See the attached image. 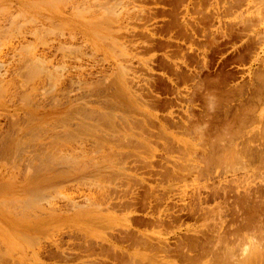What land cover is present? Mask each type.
<instances>
[{"label": "rangeland", "instance_id": "374dc122", "mask_svg": "<svg viewBox=\"0 0 264 264\" xmlns=\"http://www.w3.org/2000/svg\"><path fill=\"white\" fill-rule=\"evenodd\" d=\"M261 1L264 4V0H259V2ZM254 2L252 5L255 6L253 8L255 10L261 3L258 1L259 4ZM250 4L251 2L249 3L245 0H0V264H112L113 256L125 255V257L123 256L124 260H128V256L131 254L129 251L135 252V248L129 247V244L123 241V239L128 238L133 241H140L156 238L157 241L163 238L172 247H175L178 241L186 240V238L191 239L196 236L202 242L203 250L199 251L201 255L199 253L194 254L195 260L192 264H195V262L199 264L201 259L203 260H201L203 264H208V261L210 262L209 264L216 263L217 256L215 255V250L221 248L230 239V236H227L226 240H228L223 241V244L219 240L216 230L218 226V222H216L217 213L223 211L222 208H224V211L232 209V207L234 208V196L236 194L234 189L243 192V189L240 188L244 181V187L245 184L248 185V182L251 184L255 183L253 184V188H258L259 191L257 201L259 205L264 206V173L260 172V167L264 172V164L255 169L257 172L259 170L258 173H255L256 175H253L254 172L247 175L242 166H239L238 160L236 161L230 157L229 160L226 156H222V158L219 156L218 160V157H215L217 156L215 153H213V156L209 155L210 153L212 154V151H216L217 139L220 136V141L224 140V136L225 138L227 136L232 138L231 131L239 128L237 121L242 107L238 104L239 99L237 98H239V95L230 88L239 84H246L250 80L248 79L250 76L247 71L249 70L248 67H250L252 57L246 56L243 46L250 40L247 35L252 33L251 31H260L264 26L263 23H261L262 25H258L254 21L252 30H243L245 25L244 18L249 17V13L246 14V10H249L250 7L252 8ZM263 6H260V8H263ZM1 7L2 9L5 8L1 10ZM253 9L248 11L252 15L255 13ZM262 10L264 11V8ZM243 14L244 16H242ZM255 24L261 27L256 26V29L254 27ZM192 31L196 34L195 38H191L190 36L192 35ZM222 33L226 34L225 36L227 37ZM251 35H254V32ZM244 38L245 40L246 38L248 39L245 41ZM231 42L233 43L231 45L235 49H233V46H229ZM134 45L135 47H133ZM189 47L193 48V52L189 54L192 56L195 71L197 69L200 76L196 78L193 84L192 81H189L187 84L181 82L178 84V88L180 89H176L177 87H173L169 82H166L167 76H172V72L169 65L167 70L163 68V63L166 62L164 56L170 53L169 56L179 62V60H182L181 54L184 51L186 52ZM38 57L41 58L40 60L46 59H43L44 62L46 61L43 63L45 67L42 66L43 60L38 64ZM150 58L153 59L150 60ZM244 58L246 59V61L244 60L245 62L242 61ZM199 61L203 63L200 64ZM30 62L32 66H35L34 69L36 71L38 68H45L46 71L41 70V72L38 70L39 74H37L38 72L32 71V66L29 68L25 65L30 66ZM204 62L207 63L209 71L203 69ZM20 64L24 66L22 67ZM147 66L151 70L153 69V71ZM51 71L53 72V74L51 73L53 76L50 74ZM164 72L167 75L163 76L162 73ZM119 73L124 77H121ZM230 74H232V77L226 79L225 77ZM30 75H36L37 77H31ZM217 80L218 86H208V81ZM148 81L163 84V86L156 90L157 94L155 93L156 99L157 95H160V106L153 102L154 94L149 95L146 90ZM199 84L203 88L202 92L205 91V93L203 92V94H206L205 99H200L196 95V91H199L200 88ZM128 85L130 88L126 87ZM127 88L130 90H127ZM176 90H179L181 94L175 93ZM210 91L214 94L213 97H210ZM207 92H209V97ZM174 94L175 98L178 97L182 102L180 106H183V109L180 106L176 108V114L181 117V121L183 122L188 118L187 124L185 123L186 125L183 127L185 132L183 128H179L182 130H178L175 133L176 130L174 129L178 128H172L170 123H168V128L162 134L163 130L158 122L161 120L167 123L164 116L171 109L167 110L169 107L166 103L175 100ZM193 94L194 96H192ZM139 95H141V99H137ZM180 95L183 97H179ZM156 99L154 98L155 101ZM208 101L212 102V105ZM229 102H233L232 105ZM193 103L195 104L192 105ZM190 105L192 108H190ZM187 107H189V112L185 113ZM199 107L202 111L199 110ZM209 107L218 109L221 112L220 122L217 123L218 134L215 133L211 116L215 109H210ZM256 107L257 109L260 108L258 112L264 110L263 105V108H261V105ZM193 108H195L194 111ZM151 109H157L158 111ZM226 111L227 116L223 114ZM128 114H131V116H128ZM155 114H158L159 117L157 121L155 119L152 120ZM185 114H189L188 116L191 117L189 118ZM192 115L196 119H193ZM201 118L204 123H202ZM232 119H235L236 122ZM230 121H233V125L230 124ZM144 122L149 125L151 130L155 128V132H150V130L147 132L146 128H144ZM199 122L201 123L199 124ZM202 124L207 125L204 132L202 131L204 127ZM228 125L232 128L229 129ZM224 126H227L226 130ZM200 127L201 132L205 135L208 133L207 136L201 134L199 131ZM168 129H170V132L167 133ZM187 129H190V131H187ZM192 129L194 131L196 129L199 132L196 133L195 131L196 135L201 134V138L206 137L204 140L208 141L204 143V140L202 139V141L198 137V143L202 142L198 144L195 141L197 136L194 135ZM159 130L162 131L160 132ZM224 130L227 133H224ZM165 133L168 137H166ZM182 133L188 134L184 136ZM188 135L191 137H188ZM152 136L153 138H151ZM163 136L164 138H162ZM149 138H157L159 141ZM190 138L193 141H190ZM188 145L190 146L188 147ZM165 146L170 147L171 151L167 152ZM6 147L10 150L8 151ZM202 148H204V151ZM142 149H145V151ZM115 152L116 154H114ZM191 152L195 154V157L194 154L192 156ZM166 153L171 155H166ZM177 153L180 156L182 155V157L180 158ZM201 155H203V159L205 157L204 160H202ZM197 156L199 158L201 156L202 162L199 159L197 163ZM151 157L153 158L151 159ZM214 157L219 163L216 159H213ZM223 157H226L225 159L231 163L225 161ZM210 158L212 159L209 162L208 159ZM192 159H196V162H192ZM149 160H154L156 165L155 172H151L149 168H144V163L150 162ZM206 160L214 168H219L221 165L225 166H221L219 169L216 168L217 170L214 171V168L210 167V164ZM172 161L174 163L176 161V164ZM227 162L228 164H226ZM134 163H137V165ZM202 163L204 166H202ZM207 164H209V167ZM236 164L239 168L241 167L240 170H237L239 168ZM190 165L193 166L192 173L187 170L191 168ZM195 165L198 168H194ZM201 166L202 169H199ZM166 168L175 170L177 174L176 177H170L169 182L167 179H160V175H156V172H164ZM193 168L198 169L196 175H198L199 170H202L200 173L202 172L201 175L203 176L199 179L201 184L197 179L196 182L192 181L196 177L193 174L195 173ZM185 169L191 176L187 175L188 172L186 174V171L183 172L184 174L179 173ZM211 169L214 172L222 171V173L218 172V176H216V173L206 172ZM228 169L230 171L229 175L231 173L232 175H236L229 176L223 173ZM134 170L137 172H133ZM234 170L237 171L234 172ZM200 173L198 176H200ZM209 173L213 175H209L210 180L207 178ZM223 174L225 175V180L223 179L224 182L218 185L220 181L222 182L220 178H223ZM258 174H260L261 178L258 177ZM120 175L125 177L122 176L121 178ZM244 175L246 176L244 177ZM204 176L211 183L208 181V183H204L206 182L203 179ZM226 178H229L230 182ZM255 178H257L256 181H254ZM187 179L188 181H186ZM126 180L129 183L128 185ZM176 180L178 181L175 182ZM225 181H228V183ZM171 182L175 183L176 186H169L172 185ZM189 183H191V187H187L190 186ZM197 184H199L200 188L197 187ZM214 184L217 185L213 186V188L219 187L213 189L212 185ZM225 184L226 186L224 187ZM256 184L257 186L255 187L254 185ZM154 186L155 189L151 191V187ZM201 186H208V188H204L207 191L202 190ZM196 187L200 189L198 193L202 194V198L212 194L215 190H219V188L228 187L229 190L227 191H229V194L227 198L216 200V202L218 201L216 204L222 206L224 203L228 204V207L224 204L222 207L216 204L212 207L210 203H215V201L212 197H209L202 205L206 203V207L209 205L211 207L208 206L207 208H214L213 210L208 211L203 205V214L201 213V215L196 216L195 219L184 216L182 220L175 222L166 221L163 225H157L156 220L154 221V216L161 206L160 210H163L166 206L165 202H167V195L169 193H171L169 197H174V202L180 199L183 194L189 193L191 197L195 195L193 198H188L187 202L189 204L187 207L196 205L195 208H199L200 205L196 198L198 189L196 190ZM178 189L181 190L179 191ZM186 189L187 193L185 192ZM175 192H178V197L175 195ZM155 197L158 198L156 199ZM159 199L162 202H159ZM162 199H165V201ZM229 201L230 203H228ZM174 202L171 203L169 201L168 206ZM217 209L218 212L216 211ZM214 210L216 214H214ZM224 211L222 212L223 214H225ZM206 213L207 216L204 218ZM129 216L131 217L129 218ZM214 217L216 218L215 220L213 219ZM127 218L130 220H126ZM202 219H207V221H212V223L206 222L204 224L205 221L201 222ZM257 221L258 219L256 218L251 228L241 230L242 234L235 233L231 235V239L233 240L230 239L229 241L232 242L236 239L233 245L243 242L241 240L246 242V239L250 235L248 232L251 229V234L253 233L254 236L250 235V237L256 238L259 236L258 232H260L259 228L262 226V223ZM192 222L198 223V228ZM213 222L216 223L214 224L216 229L211 226ZM131 224L132 226H129ZM208 225L211 231H209ZM179 228L180 230H178ZM191 230L199 232V236L195 235V232ZM212 230L216 232L213 233ZM193 233L194 235H191ZM243 233H245V236L248 233L247 238L245 237L246 239H240ZM145 234L147 235L145 236ZM149 234L151 236H148ZM235 235L239 238L237 239ZM209 236L211 237L209 238ZM215 239L217 240L215 241ZM256 239L258 240L259 237ZM217 242L221 244V247L219 244H216ZM208 243L209 247L207 246ZM115 244L118 249H115ZM119 247H125L124 250L126 249L128 254L125 252L120 255L122 250L120 251ZM143 251H140V253H143L139 256L141 260L144 257L151 259V255L152 261L156 259V256L153 258L156 252ZM197 255L198 258H196ZM200 257H204L207 262H204L205 260L203 258L200 259ZM91 258L92 260H89ZM169 260H176L179 264H185L177 256L171 257Z\"/></svg>", "mask_w": 264, "mask_h": 264}, {"label": "bare ground", "instance_id": "6f19581e", "mask_svg": "<svg viewBox=\"0 0 264 264\" xmlns=\"http://www.w3.org/2000/svg\"><path fill=\"white\" fill-rule=\"evenodd\" d=\"M54 1V0H53ZM239 1V0H238ZM246 2H251V4L250 5H252L253 4V2H254V0H253V2H252V0H245ZM259 2V0H255V2ZM254 2V3H255ZM257 2V3H258ZM259 3H261V5L259 4ZM258 4L260 5V6H263L264 4H262V1L261 2H259ZM263 3H264V1H263ZM42 4H44V3H42ZM200 4V3H199ZM245 5H246V3H244ZM182 5V4H181ZM249 5V6H250ZM255 5V4H254ZM258 5V8H255V10L253 9L255 6H253L252 5V8L250 7V9H253L254 11H255V13H253V15L250 13V12H248L249 10H246L247 11V13L246 14H248L249 13V17L247 16V18L245 17L244 18V28H243V30H247V31H250V30H252V28H253V22L255 21L256 22V24H261V23H263L264 24V11L262 10L263 8H264V6H263V8H260V6ZM248 6V7H249ZM256 6H257V4H256ZM5 8V7H4ZM3 8V9H4ZM136 8V7H135ZM2 9V7H1V10H3ZM188 9V8H187ZM201 9V8H200ZM154 11V10H153ZM1 12V11H0ZM244 13V14H245ZM138 14V13H137ZM244 14L242 15V16H244ZM192 15V14H191ZM201 16H202V14H201ZM254 16V17H253ZM200 17V16H199ZM243 18V17H242ZM254 19H256V20H254ZM107 20H109V19H107ZM106 20V21H107ZM243 20V19H242ZM183 22V21H182ZM196 22V21H195ZM242 23H243V21H242ZM241 23V24H242ZM212 24V23H211ZM255 24V28H256V26H258V25H256ZM262 25V24H261ZM258 27H261V26H258ZM242 29V28H241ZM257 29V28H256ZM240 30V29H239ZM260 30V29H259ZM194 31V30H193ZM192 31V35H190L191 36V38H195L196 37V34H195V32H193ZM235 31V30H234ZM241 31V30H240ZM240 31H237V32H240ZM236 32V33H237ZM252 33L254 32V35H251L252 33H249V35H247V34H245V35H247V37L249 36V41H248V43L246 44V45H244L243 46V49L246 51V56H250V57H252L251 58V64H250V67H248L249 68V70L247 71L248 73H249V76H250V78L248 77V79H250L246 84H239L238 86H235V87H233V88H230L231 90H234V92L236 93V94H238L239 95V98H237V97H235V98H237V99H239V105H240V107H242V111H241V113L239 114L240 116H238V123H239V128H237L236 130L234 129V131H231L232 132V135L231 136H233L232 138H229V136H227L226 138H225V136L223 137L224 138V140H221L220 141V137L217 139V144H216V142H215V144H216V151L214 152V151H212V154L210 153L209 155L211 156H213L214 154L213 153H215V155H217V156H215V157H218L217 159L219 160V156H221V158H222V156H226V157H228L227 159H229L230 160V158L231 159H235L236 161L238 160V162L240 163V165L238 164V162H237V164L239 165V166H242V169L244 170V171H246L247 172V175H249V173H253V175L255 174V173H258L259 172V170H258V172L255 170L256 168H259L258 166H260V165H263L264 164V110H261L260 112H258V110L260 109H257V107L256 106H260L261 105V108H263L262 107V105L264 106V26H263V28H262V30H260V31H256V30H253V31H251ZM155 33V32H154ZM153 33V34H154ZM172 33V32H171ZM242 33V32H241ZM159 34V33H158ZM223 34V33H222ZM238 34V33H237ZM224 36L226 35V34H223ZM225 37H227V36H225ZM185 38V37H184ZM238 38V37H237ZM234 39H236V38H234ZM240 39H242V38H240ZM248 38H246V40H247ZM220 40V39H219ZM243 40V39H242ZM244 40H245V38H244ZM245 40V41H246ZM141 41V40H140ZM195 41V40H194ZM200 41V40H199ZM214 41H215V39H214ZM241 41V40H240ZM239 41V42H240ZM243 42V41H242ZM144 43V42H143ZM147 43V42H146ZM177 43V42H176ZM235 43V42H234ZM139 44H141V43H139ZM231 44H233L232 42L229 44V46H233V45H231ZM225 45V44H224ZM228 45V44H227ZM213 46V45H212ZM238 46V45H237ZM240 46V45H239ZM125 47V46H124ZM133 47H135V45L133 46ZM196 47V46H195ZM204 47V46H203ZM234 47V46H233ZM187 48V47H186ZM202 48V47H201ZM219 48V47H218ZM184 49V48H183ZM207 49V48H206ZM233 49H235V47L233 48ZM166 50V49H165ZM145 51V50H144ZM147 51V50H146ZM183 51V50H182ZM153 52V51H152ZM156 52V51H155ZM165 52V51H164ZM191 52H193V48L192 47H189L188 48V50H186V52L184 51L183 52V54H181L182 55V60H179V62H177V61H175V60H173L172 58H171V56H169V54L167 55H165L164 56V58L166 59V62L165 63H163V68L165 69V70H167V67H168V65H169V68H170V70H171V72H172V76H167V81L166 82H169L170 84H171V86H173V87H177L176 89H180V88H178V84H180L181 82L183 83V84H187L189 81H192V84H193V82L196 80V78L197 77H199L200 76V73L199 72H197V69H196V71H195V66L193 65V59H192V56H190V54L189 53H191ZM196 52H197V50H196ZM199 52V51H198ZM234 52V51H233ZM206 53V52H205ZM224 54V53H223ZM222 54V55H223ZM145 55V54H144ZM152 55V54H151ZM195 55V54H194ZM197 55H198V53H197ZM203 55H205L204 53H203ZM226 55V54H225ZM198 57H199V55H198ZM224 57V56H223ZM37 58V57H36ZM39 59H38V64H40L41 63V61L44 59V60H46L45 58H43L42 60H40L41 58L40 57H38ZM205 58V57H204ZM242 58V57H241ZM35 59V58H34ZM153 59V58H152ZM151 58H150V60H152ZM175 59V58H174ZM195 59V58H194ZM203 59V58H202ZM44 60L42 61V66H44L43 65V63H45L44 62ZM198 60V59H197ZM196 60V61H197ZM208 60V59H207ZM237 60V59H236ZM246 61V59L244 58L242 61ZM36 61V60H35ZM202 61V60H201ZM244 61V62H245ZM25 62H27V61H25ZM33 62V61H32ZM145 62H147V61H145ZM200 62V61H199ZM207 62V61H206ZM206 62H204V67H203V69L204 70H208V66H207V63ZM250 62V61H249ZM28 63V62H27ZM34 63V62H33ZM169 63H172V64H169ZM201 63H203V62H200V64ZM180 64V65H179ZM248 64V63H247ZM22 67L24 66L23 64H20ZM27 67H31L32 66V63L30 62V66H28L27 64H25ZM134 65V64H133ZM146 65H148V64H146ZM145 65V66H146ZM203 65V64H202ZM232 65V64H231ZM26 66H25V68H26ZM41 66V65H40ZM149 66V65H148ZM147 66V67H148ZM234 66H236L235 64H234ZM238 66H239V63H238ZM241 66V65H240ZM45 67V66H44ZM216 67V66H215ZM229 67V66H228ZM233 67V66H232ZM35 66H32L31 67V69H32V71L34 70V71H36L35 69ZM43 68V67H42ZM125 68V67H124ZM149 68V67H148ZM183 68H185V69H187L186 71L183 69ZM229 68H231V67H229ZM19 69H21L22 70V68H20L19 67ZM48 69V68H47ZM128 69V68H127ZM150 70H151V68H149ZM244 69V68H243ZM38 70H44V71H46L45 70V68L44 69H40V68H38ZM36 71V72H38L37 74H39V71ZM148 70V69H147ZM146 70V71H147ZM241 70H242V68H241ZM43 71V72H44ZM151 71H153V69L151 70ZM209 71V70H208ZM211 71V70H210ZM242 71H244V70H242ZM30 72H31V70H30ZM42 72V71H41ZM49 72V71H48ZM48 72H46V73H48ZM160 72V71H159ZM163 72V71H162ZM196 72V73H195ZM245 72V71H244ZM53 74V72L51 71L50 72V74ZM149 73V72H148ZM36 74V75H37ZM51 74V76H53ZM54 74H56V73H54ZM120 74V76L121 77H124V76H122L121 75V73H119ZM124 74V73H123ZM126 74V73H125ZM139 74V73H138ZM158 74V73H157ZM27 75V74H26ZM36 75H30L31 77H35ZM162 75L163 76H165V75H167V74H165V72L164 73H162ZM241 75H243V74H241ZM29 76V77H30ZM38 76H40V75H38ZM50 76V77H51ZM239 76V75H238ZM248 76V75H247ZM37 77V76H36ZM229 77H232V74H230L229 76H227V77H225L226 79H229ZM241 77V76H240ZM244 77V76H243ZM120 78V77H119ZM58 79V78H57ZM245 79V78H244ZM118 80H120V79H118ZM124 80V79H123ZM126 80V79H125ZM152 80V79H151ZM239 80H242V79H239ZM238 80V81H239ZM121 81V80H120ZM127 81H128V78H127ZM143 81V80H142ZM146 81V80H145ZM165 81V80H164ZM164 81H162V82H164ZM231 81H233V80H231ZM236 81V80H235ZM244 81V80H243ZM123 82V81H122ZM149 82V81H148ZM199 82V81H198ZM237 82V81H236ZM124 83V82H123ZM134 83V82H133ZM140 83V82H139ZM203 83V82H202ZM208 83V86L210 85V86H218L217 84H218V80L217 81H208L207 82ZM243 83V82H242ZM129 84V83H128ZM160 83H158V82H154V81H150L147 85H148V87L146 88V90L148 91V94L149 95H153L154 94V96H153V102H155V103H157V105H159L160 106V101H159V99H160V95H157V99H156V97H155V95L157 94L156 93V90H158L161 86H163V84L161 83L160 85H159ZM182 84V85H183ZM197 84V83H196ZM127 85V84H126ZM181 85V86H182ZM187 87H188V85H186ZM126 87H128V88H130L129 87V85L128 86H126ZM125 87V88H126ZM167 87V86H166ZM199 87H200V84H199ZM221 87V86H220ZM127 88V90H130V89H128ZM132 88V87H131ZM139 88H141L140 86H139ZM172 88V87H171ZM193 88H194V86H193ZM198 88V87H197ZM208 88V87H207ZM214 88V87H213ZM143 89V88H142ZM163 89H165V88H163ZM170 89V88H169ZM229 89V88H228ZM145 90V91H146ZM190 90V89H189ZM197 90V89H196ZM202 90H203V88H202V86L199 88V91H196L197 93H196V95H198V97H200V99H205V97H206V94H203V92L205 93V91H203L202 92ZM204 90H207V89H204ZM142 91V90H141ZM140 91V92H141ZM146 91V92H147ZM165 91V90H164ZM225 91H227V90H225ZM128 92V91H127ZM131 92V91H130ZM139 92V93H140ZM145 92V93H146ZM182 92V91H181ZM229 92H231L230 90H229ZM132 93V92H131ZM134 93V92H133ZM143 93H144V91H143ZM156 93V94H155ZM173 93V92H172ZM175 93H177L178 95L179 94H181L180 93V91L178 90H176V92ZM190 93V92H189ZM208 94V97H209V92H207ZM219 93V92H218ZM129 94V93H128ZM170 94V93H169ZM176 94V95H177ZM183 94V93H182ZM192 94V93H191ZM211 94H213L211 91H210V97H213L214 96V94L213 95H211ZM233 94V93H232ZM125 95H126V93H125ZM167 95V94H166ZM165 95V96H166ZM173 95V94H172ZM177 95V96H178ZM200 95V96H199ZM223 95V94H222ZM32 96V95H31ZM102 96V95H101ZM130 96H132L131 94H130ZM134 96V95H133ZM192 96H194V94L192 95ZM235 96V95H234ZM136 97V96H135ZM140 97V98H139ZM166 97H169V96H166ZM179 97H183L182 95H180ZM196 97V96H195ZM137 98V97H136ZM154 98L156 99V101L154 100ZM170 98V97H169ZM174 98H175V94H174ZM224 98H226L225 96H224ZM119 99V98H118ZM128 99V98H127ZM132 99V98H131ZM137 99H141V95H139L138 96V98ZM144 99V98H143ZM222 100V99H221ZM221 100H220V103H221ZM135 101H137L136 99H135ZM134 101V102H135ZM188 101V100H187ZM225 101V100H224ZM232 101V100H231ZM146 102H148V101H146ZM184 102V101H183ZM209 102V101H208ZM234 102V101H233ZM232 102V103H233ZM120 103V102H119ZM132 103V102H131ZM190 103V102H189ZM212 103V102H211ZM210 102H209V104H211ZM217 103L218 104H220L218 101H217ZM230 103V102H229ZM232 103H230L231 105H232ZM236 103V102H235ZM149 104V103H148ZM148 104H147V107H148ZM154 104V103H153ZM167 104V106L169 107V108H167V110L168 109H171L170 111H169V113H167V115H165L164 116V119H165V121L167 122V123H164L163 121H161V120H159V117H158V114H155V115H153V119L150 117V115H149V117L152 119V120H154L155 119V121H157V120H159V124H160V127H161V129L163 130H159L160 132L162 131V134H163V132L165 131V129H167L168 128V126H167V124L168 123H170V126L173 128H178V129H174V130H176L175 131V133L176 132H178V130L180 131V130H182V129H179V128H183L186 124H187V119H186V121H181L182 119H181V117H179L176 113L177 112H175V110H176V108H178V106H180L181 104H182V102L179 100V98L178 97H176L175 98V100L174 101H170V102H168V103H166ZM184 104V103H183ZM195 103H193L192 105H194ZM197 104V103H196ZM199 104V103H198ZM228 104V103H227ZM121 105H122V103H121ZM185 105V104H184ZM186 105H187V102H186ZM189 105V104H188ZM212 105V104H211ZM206 106V105H205ZM209 106V105H208ZM182 109H183V106H180ZM194 107V106H193ZM220 108L222 107V106H219ZM218 107V108H219ZM254 107V108H253ZM78 108V107H77ZM114 108H116V107H114ZM185 108V107H184ZM190 108H192L191 107V105H190ZM210 109H215V108H211V107H209ZM223 108V107H222ZM225 108V107H224ZM131 109V108H130ZM136 109V108H135ZM188 109H189V107H187V109H185V113H188L189 111H188ZM194 109L195 108H193V111H194ZM196 109H198V108H196ZM208 109V108H207ZM209 109V110H210ZM226 109V108H225ZM151 110H153V109H151ZM155 111L157 110V109H154ZM153 110V111H154ZM199 110H201V108L199 107ZM232 110V109H231ZM230 110V111H231ZM81 111V110H80ZM158 111V110H157ZM202 111V110H201ZM213 111V110H212ZM120 112V111H119ZM139 112V111H138ZM152 112V111H151ZM200 112V111H199ZM204 112V111H203ZM211 112V111H210ZM224 112V111H223ZM147 113V112H146ZM160 113V112H159ZM163 113V112H162ZM183 113V112H182ZM192 113V112H191ZM206 113V112H205ZM205 113H203V114H205ZM123 114V113H122ZM133 114V113H132ZM144 114V113H143ZM152 114V113H151ZM184 114V113H183ZM225 116H227V111L225 112V113H223ZM232 114H233V112H232ZM131 116V114H128V116ZM185 115H187V114H185ZM189 115V114H188ZM187 115V116H188ZM207 115V114H206ZM111 116V115H110ZM124 116V115H123ZM181 116V115H180ZM202 116V115H201ZM212 116V123H213V127H214V130L216 131L215 133H217V123H219L220 122V119H221V112L218 110V109H215L214 110V112H213V114L211 115ZM115 117V116H114ZM125 117V116H124ZM123 117V118H124ZM133 117V116H132ZM132 117H130V118H132ZM189 118L191 117V116H188ZM204 117V116H203ZM113 118V117H112ZM127 118V117H126ZM129 118V117H128ZM177 118H178V120H177ZM192 118H193V115H192ZM194 118H195V116H194ZM193 118V119H194ZM115 119V118H114ZM145 119V118H144ZM196 119V118H195ZM226 119V118H225ZM108 120H109V118H108ZM111 120V119H110ZM185 120V119H184ZM201 120H202V118H201ZM206 120V119H205ZM233 120V119H232ZM235 120V119H234ZM233 120V121H234ZM189 121V120H188ZM197 121V120H196ZM223 121V120H222ZM232 121V122H233ZM110 122V121H109ZM229 122V121H228ZM228 122H226V123H228ZM231 122V121H230ZM230 123V124H232L233 125V123ZM235 122H236V120H235ZM119 123V122H118ZM121 123V122H120ZM130 123V122H129ZM186 123V124H185ZM190 123V122H189ZM198 123V122H197ZM201 122H199V124H200ZM202 123H204V121L202 120ZM207 123H208V121H207ZM225 123V122H224ZM110 124V123H109ZM133 124V123H132ZM195 124V123H194ZM155 126H156V124H154ZM204 125V127H205V129H204V127L202 128V131L204 132V130H206V127H207V125L206 124H202V126ZM206 125V126H205ZM223 125V124H222ZM129 126V125H128ZM144 128H146V130H147V132L150 130V132L152 131H154V129L153 130H151L150 128H149V125H147V124H145V122H144ZM195 126H197V125H195ZM199 126V125H198ZM229 126V125H228ZM234 126H236V125H234ZM82 127H84V126H82ZM103 127V126H102ZM130 127H132V126H130ZM134 127V126H133ZM154 127V126H153ZM160 127H158L157 126V128H159L160 129ZM188 127V126H187ZM193 127H194V125H193ZM226 127L227 126H224V128H225V130H226ZM230 127V126H229ZM123 128V127H122ZM127 128V127H126ZM143 128V129H144ZM196 128V127H195ZM232 127H230L229 129H231ZM86 129V128H85ZM103 129H104V127H103ZM110 129H111V126H110ZM124 129V128H123ZM171 129V128H170ZM170 129H168L166 132L168 133V132H170L169 130ZM223 129V128H222ZM141 130V129H140ZM172 130V129H171ZM224 130V131H225ZM228 130V129H227ZM106 131V130H105ZM129 131H131V130H129ZM132 131H133V129H132ZM157 131V130H156ZM183 131H184V128H183ZM187 131H190V129L188 130L187 129ZM192 131H194V129H192ZM195 131H196V129H195ZM195 131H194V135L195 136H197V138L195 139V141L198 143V141H197V139H198V137L202 140H204V139H206V137L205 138H201V134H203L204 136H207V134L205 135L203 132H201V127L199 128V131L201 132V134H199V135H196V133H199V132H197L198 131V128H197V131H196V133H195ZM222 131V130H221ZM155 132V131H154ZM182 132V131H181ZM180 132V133H181ZM185 132V131H184ZM205 132H208V131H205ZM229 132V131H228ZM230 132V133H231ZM117 133V132H116ZM115 133V134H116ZM157 133V132H156ZM159 133V132H158ZM189 134H190V132H188ZM187 133V134H188ZM214 133V132H213ZM220 133V132H219ZM222 133H223V131H222ZM224 133H227L226 131L224 132ZM57 134V133H56ZM104 134H106V133H104ZM144 134V133H143ZM166 134V133H165ZM178 134V133H177ZM182 134H184V133H182ZM182 134H180V135H182ZM186 134V133H185ZM184 134V136H186ZM218 134V133H217ZM61 135V134H60ZM69 135H70V133H69ZM141 135V134H140ZM145 135V134H144ZM160 135V134H159ZM176 135V134H175ZM202 135V137H204ZM211 135V134H210ZM220 135V134H219ZM224 135V134H223ZM225 135H229V134H225ZM103 136V135H102ZM147 136V135H146ZM171 136V135H170ZM190 135H188V137H189ZM191 136H193V134H191ZM190 136V137H191ZM230 136V137H231ZM14 137V136H13ZM54 137H55V135H54ZM57 137V136H56ZM105 137V136H104ZM119 138H120V136H118ZM122 137V136H121ZM134 137V136H133ZM147 137H150V136H147ZM166 137H168V135L166 134ZM165 137V138H166ZM178 137V136H177ZM10 138V137H9ZM118 138V139H119ZM151 138H153V136L151 137ZM151 138H149V139H151ZM162 138H164V136L162 137ZM171 138V137H170ZM183 138V137H182ZM208 138V137H207ZM222 138V139H223ZM23 139V138H22ZM65 139V138H64ZM107 139V138H106ZM133 139V138H132ZM172 139V138H171ZM194 139V138H193ZM226 139V140H225ZM120 140V139H119ZM151 140H157V141H159V139H151ZM173 140H175V139H173ZM184 140V139H183ZM192 139L190 138V141H191ZM202 140V141H203ZM31 141V140H30ZM104 141V140H103ZM109 141V140H108ZM127 141V140H126ZM176 141V140H175ZM193 141V140H192ZM208 141V140H207ZM206 140H204L203 142L204 143H206L207 142ZM211 141V140H210ZM212 141H213V139H212ZM214 141H215V139H214ZM33 142V141H32ZM132 142V141H131ZM143 142V141H142ZM141 142V143H142ZM17 143V142H16ZM103 143V142H102ZM122 143V142H121ZM138 143V142H137ZM173 143V142H172ZM196 143V144H197ZM200 143H202V142H199L198 144H200ZM203 143V144H204ZM127 144V143H126ZM134 144V143H133ZM143 144V143H142ZM192 144V143H191ZM195 144V143H194ZM203 144H201V145H203ZM213 144H214V142H213ZM103 145V144H102ZM129 145H132V144H129ZM144 145L145 146H147L145 143H144ZM154 145V144H153ZM157 145V144H156ZM165 145V144H164ZM164 145H163V147H164ZM176 145V144H175ZM206 145V147L207 148H209L208 146H207V144H205ZM212 145V144H211ZM210 145V146H211ZM25 146V145H24ZM118 146H120V145H118ZM190 145H188V147H189ZM193 146V145H192ZM204 146V145H203ZM102 147V146H101ZM140 147V146H139ZM142 148H143V146H141ZM166 147V150H167V152H169V151H171V148L170 147H167V146H165ZM205 147V148H206ZM213 147V146H212ZM211 147V148H212ZM7 148V150H8V147H6ZM11 148V147H10ZM12 148H14L15 149V147H13L12 146ZM17 148V147H16ZM180 148V147H179ZM215 148V147H214ZM104 149V148H103ZM193 149V148H192ZM195 149V148H194ZM210 149V148H209ZM10 150V149H9ZM8 150V151H9ZM138 150V149H137ZM142 150H144L145 151V149H142ZM148 150V149H147ZM165 150V149H164ZM179 150V149H178ZM183 150V149H182ZM186 150V149H185ZM188 150V149H187ZM202 150L204 151V148H202ZM202 150H201V152H202ZM212 150V149H211ZM8 151H7V153H8ZM11 151H13V150H11ZM135 151H136V149H135ZM140 151V150H139ZM143 151V152H144ZM192 151V150H191ZM166 152V151H165ZM187 152V151H186ZM185 152V153H186ZM117 153H118V151H117ZM120 153V152H119ZM171 153V152H170ZM174 153V152H173ZM178 153H181V152H178ZM177 153V154H178ZM183 153V152H182ZM199 153V152H198ZM197 153V154H198ZM5 154V153H4ZM114 154H116V152L114 153ZM121 154V153H120ZM134 154V153H133ZM141 154V153H140ZM164 154V153H163ZM168 153H166V155H167ZM174 154H176V153H174ZM191 154H192V152H191ZM194 154V153H193ZM193 154H192V156H193ZM204 154H205V152H204ZM147 155H148V153H147ZM168 155H171V154H168ZM179 155V154H178ZM199 155V154H198ZM149 156V155H148ZM150 156H151V153H150ZM180 156V155H179ZM184 156V155H183ZM187 156V155H186ZM191 156V157H192ZM202 156V160H204L205 159V157H204V159H203V155H201ZM201 156H200V158H199V156H197L198 157V159H197V157H196V159H192L193 161L192 162H196L197 161V163L200 161V162H202V160H201ZM137 157V156H136ZM147 157V156H146ZM182 157V155L180 156V158ZM185 157V156H184ZM194 157H195V154H194ZM208 157V156H207ZM213 158V159H216V158ZM226 157H223V159L225 160V161H229V160H227V159H225ZM230 157V158H229ZM138 158H139V156H138ZM140 158H141V156H140ZM153 157H151V159H152ZM167 158V157H166ZM174 158H176V157H174ZM168 159V158H167ZM173 159V158H172ZM186 159V158H185ZM200 159V160H199ZM212 158H210V159H208L209 160V162H210V160H211ZM216 159V161H218ZM196 160V161H195ZM199 160V161H198ZM234 160V161H235ZM142 161H143V159H142ZM150 162H145L144 163V168H149L150 169V171L151 172H155V167H156V165H155V162H154V160H149ZM162 161V160H161ZM188 161H189V159H188ZM232 161V160H231ZM133 162V161H132ZM144 162V161H143ZM173 162V161H172ZM191 162V163H192ZM206 162H208L207 160H206ZM206 162H205V165H206ZM208 162V163H209ZM114 163H116V162H114ZM140 163V162H139ZM139 163H138V165H139ZM170 163V162H169ZM174 163V162H173ZM189 163V162H188ZM218 163H219V161H218ZM229 163H231L230 161H229ZM236 163V162H235ZM235 163H234V165H235ZM127 164V163H126ZM134 164H136L137 165V163H134ZM174 164H176V161H175V163ZM186 164V163H185ZM210 164V167L212 166V164L211 163H209ZM209 164H207L208 165V167H209ZM226 164H228V162L226 163ZM233 164V163H232ZM236 164V165H237ZM121 165V164H120ZM142 165V164H141ZM196 165H201V164H196ZM194 166V168L196 167V168H198V166ZM214 165H215V163H214ZM217 165V164H216ZM220 165H221V163H220ZM237 165V167L239 168V166ZM168 166V165H167ZM173 166V165H172ZM187 166V165H186ZM191 166V171H190V169H187L189 172H191L192 173V165H190ZM202 166H204V164L202 163ZM202 166L199 168V169H202ZM218 166V165H217ZM222 166V165H221ZM220 166V167H221ZM225 165H223L222 167H224ZM125 167V166H124ZM123 167V169H125ZM133 167H134V165H133ZM174 167V166H173ZM188 167V166H187ZM206 168H207V166H205ZM213 167V166H212ZM219 167V168H220ZM236 167V168H237ZM131 168V167H130ZM137 168V167H136ZM189 168V167H188ZM193 168V169H194ZM204 168V167H203ZM214 168V167H213ZM216 168H218V167H215L214 168V171L215 170H217ZM218 168V169H219ZM241 168V167H240ZM240 168L239 169H237V170H240ZM132 169V168H131ZM160 169V168H159ZM172 169V168H171ZM184 169V168H183ZM183 170L182 172H179V173H183L184 171H186L185 173L187 174V170ZM262 168L260 167V172H262V173H264L263 172V170H261ZM146 171H147V169H145ZM198 170V169H197ZM196 169H194V171H195V173H193V174H195L196 175V171H197ZM207 170V169H206ZM212 170V169H211ZM206 171V172H211V173H216V176H218V172H221L222 173V171H217V172H214L213 170V172L212 171ZM237 170H234V172H236ZM242 170V171H243ZM256 172H255V171ZM127 171V170H126ZM129 171V170H128ZM136 170H134L133 172H135ZM139 171H141V170H139ZM142 171H144L143 169H142ZM162 171H164V170H162ZM179 171H181V170H179ZM193 171V172H194ZM200 171H202V170H199V172L197 173L198 175H199V173H200ZM228 171V172H227ZM227 171H224L223 173H226V175H229V169L227 170ZM123 172V171H122ZM131 172V171H130ZM137 172V171H136ZM149 172V171H148ZM188 172V174L187 175H189V176H191L190 175V173ZM231 172H233V171H231ZM241 172V171H240ZM139 173V172H138ZM202 173V172H201ZM201 173H200V176H198V175H196V177H194L195 178V180H192V181H197L198 180V182L200 181L199 179H201L202 177L201 176H203V175H201ZM211 173H209L207 176V178L209 179V175H212ZM220 173V174H221ZM228 173V174H227ZM56 174V173H55ZM137 174V173H136ZM184 174V173H183ZM192 174V175H193ZM220 174H219V177H220ZM239 174V173H238ZM242 174H243V172H242ZM245 174V173H244ZM54 175V174H53ZM116 175V174H115ZM124 175V174H123ZM122 175V176H123ZM125 175H127V174H125ZM142 175V174H141ZM156 175H160V179H167V181L169 180V178L170 177H176L177 176V174L175 173V170H169V168H166L165 169V171L164 172H156ZM222 175V174H221ZM231 176H235V175H232V173L230 174ZM229 175V176H230ZM256 175V174H255ZM263 175V174H262ZM111 176V175H110ZM121 176V175H120ZM122 176H121V178H122ZM139 176V175H138ZM145 176H147V175H145ZM150 176V175H149ZM181 176V175H180ZM213 176V175H212ZM215 176V175H214ZM224 174H223V178L221 179L220 178V180H222V182L220 181V183H218V185L219 184H221V183H223L224 182V180H225V178H224ZM238 176H241V175H238ZM246 175H244V177H245ZM59 177V176H58ZM61 177V176H60ZM112 177V176H111ZM116 177V176H115ZM123 177H125V176H123ZM127 177V176H126ZM135 177V176H134ZM155 177V176H154ZM154 177H151V178H154ZM192 177V178H193ZM200 177V178H199ZM219 177H218V179H219ZM227 177V176H226ZM255 177H257V176H255ZM258 177H260V174H258ZM263 177H264V175H263ZM131 178H133V177H131ZM142 178H143V176H142ZM146 178V177H145ZM144 178V179H145ZM149 178V177H148ZM158 178H159V176H158ZM180 178V177H179ZM184 178H185V176H184ZM191 178V179H192ZM210 178H212V177H210ZM217 178V177H216ZM231 178V177H230ZM238 178V177H237ZM236 178V179H237ZM240 178V177H239ZM261 178V177H260ZM58 179V178H57ZM60 179V178H59ZM116 179V178H115ZM136 179V178H135ZM172 179V178H171ZM197 179V180H196ZM206 182H204V183H208V182H210V181H208V179H206V176H204V178H203ZM213 179V178H212ZM224 179V180H223ZM229 182H230V180H229V178H226ZM243 179V178H242ZM264 179V178H263ZM50 180V179H49ZM153 180V179H152ZM172 180H174V179H172ZM182 180V179H181ZM203 180V181H204ZM210 180V179H209ZM232 180H233V177H232ZM241 180V179H240ZM257 180V178H255L254 179V181H256ZM51 181V180H50ZM127 181V180H126ZM144 181V180H143ZM142 181V182H143ZM178 180H176L175 182H177ZM185 181V180H184ZM186 181H188V179L186 180ZM185 181V182H186ZM208 181V182H207ZM228 181H225L226 183H228ZM235 181V180H234ZM237 181H238V179H237ZM130 182V181H129ZM158 182V181H157ZM156 182V183H157ZM169 182V181H168ZM180 182V181H179ZM179 182H178V184H179ZM183 182V181H182ZM190 182H191V180H190ZM194 182V183H195ZM233 182V181H232ZM35 183H36V181H35ZM40 183V182H39ZM134 183V182H133ZM149 183V182H148ZM159 183V182H158ZM157 183V184H158ZM162 183V182H161ZM181 183V182H180ZM203 183V182H202ZM203 183V184H204ZM211 183V182H210ZM213 183V182H212ZM244 183H245V181H244ZM244 183H243V185H242V187L240 188V189H243V192H241V191H239V190H237L236 191V189H234L235 190V204H234V208L232 207V209H227L226 211H224V208H222L223 209V211H224V213L225 214H223L222 212L223 211H221V212H218V209H220L219 207H222L223 206V204H222V206H220V204L218 205V204H216L217 202H216V200L217 199H226L227 198V196H228V194H229V191H227V190H229L228 189V187L227 188H219V190H215L212 194H210V195H207L205 198H202V194H200V193H198L199 191H200V189H198V188H200L199 187V184H197L198 186V188L196 187V190L198 189V191H197V193H198V195H197V201H198V203H199V208H195L196 207V205H194V206H188L187 207V205L189 204L188 202H187V200H188V198H193L195 195H192V197H191V195L188 193V194H183L182 196L181 195H179V196H181L180 197V199H177V200H179V201H177L176 200V202H174L175 200H173V198L172 197H169V195L171 194V193H169V195H167L168 196V198H167V202H165L166 203V206L164 207V209L163 210H160L161 209V207L159 208V210H158V207H157V213H156V215L154 216V221L156 220V222H157V225H159V224H164L166 221L167 222H175V221H179V220H182V217H184V216H188V218H193V219H195L196 218V216H199V215H201V213L204 211V208H206V209H208L207 207L209 206L208 204V206L206 207V203H204L203 205H204V208H202L203 207V205H202V203L203 202H206L207 201V198H209V197H212V199L215 201V203H210V205H212V207L214 206V204H216V205H218L219 207H218V209L216 210L218 213V217H217V219L214 217L213 219L215 220L216 219V222H218L217 223V229L214 227V224H216V223H214L213 222V225H211L212 227H214L216 230H217V236L219 237V240L220 241H222V244L224 243L223 241H227L226 240V237L227 236H230V239H231V235H233V234H235V233H237V234H239L240 235V233L242 234V232H241V230H245V229H249V228H251L253 225V222H255V219L257 218L258 219V221H259V223H262V226H260V232H258V233H256V234H258L259 236H257L255 233V235L257 236L256 238H258L259 237V239L257 240L255 237H250V235L252 236L253 235V233L251 234V231H252V229L250 230V232H248L250 235L248 236V239H246L247 237V234L248 233H246V236L244 235L245 233H243V235H241V238L240 239H242V238H244V239H246L247 241L246 242H244V240H241V241H243V242H239V244H237V245H233V242L236 240L235 239V237H234V241H229L228 240V242H225V244L221 247V244H219L218 242L216 243V244H219L220 245V247L221 248H218V249H214L215 250V255L217 256V260H216V263H214V264H264V206H261V205H259V202L257 201V199H258V193H259V191H258V188H253V184H255V183H253V184H251V183H249L248 182V185L247 184H245V187H244ZM45 184V183H44ZM129 183H128V181H127V185H128ZM166 185H167V183H165ZM171 184L172 185H169V186H172V187H174V186H176V184L175 183H173V182H171ZM174 184V185H173ZM200 184H201V181H200ZM202 184V185H203ZM118 185H120V184H118ZM126 185V186H127ZM151 185H152V183H151ZM154 185H155V183H154ZM159 185V184H158ZM157 185V186H158ZM164 185V184H163ZM189 185L190 186H187V185H184V186H187V187H191V183H189ZM193 185V184H192ZM196 185V184H195ZM205 185V184H204ZM215 185H217V184H214V185H212V188H213V186H215ZM247 185V186H246ZM116 186V185H115ZM125 186V187H126ZM131 186V185H130ZM156 186V187H157ZM161 186H162V184H161ZM179 186V185H178ZM183 186V187H184ZM226 186V184L224 185V187ZM255 187L257 186V184L256 185H254ZM128 187V186H127ZM164 187V186H163ZM172 187H168V188H172ZM180 187V186H179ZM193 187V186H192ZM202 188V190L205 188H208V186H205V187H203V186H201ZM217 187H219V186H217ZM217 187H215V188H217ZM221 187H223V186H221ZM149 188H150V186H149ZM168 188H166V189H168ZM195 188V187H194ZM209 188H210V186H209ZM215 188H213V189H215ZM233 188V187H232ZM238 189H239V187H237ZM155 189V186L154 187H151V191H153ZM172 189H175V188H172ZM193 189V188H192ZM204 189V190H205ZM156 190H157V188H156ZM159 190H162V189H159ZM177 190V189H176ZM179 191L181 190V189H178ZM195 190V189H194ZM234 190H233V192H234ZM163 191H164V189H163ZM163 191H162V193H163ZM205 191H207V190H205ZM231 191H232V189H231ZM174 192V191H173ZM186 193H187V189H186V191H185ZM209 192V191H208ZM211 192V191H210ZM151 193V192H150ZM149 193V194H150ZM155 193H159V192H155ZM176 193V192H175ZM174 193V194H175ZM178 193V192H177ZM175 194V195H177V197H178V194ZM179 193H181V192H179ZM191 193V192H190ZM202 193V192H201ZM168 194V193H167ZM182 194V193H181ZM157 195H159V194H157ZM172 195H173V193H172ZM206 195V194H205ZM230 195H232V194H230ZM106 196V195H105ZM104 196V197H105ZM124 196V195H123ZM153 196H154V194H153ZM162 196V195H161ZM160 196V197H161ZM174 196V195H173ZM190 196V197H189ZM264 196V195H263ZM204 197V196H203ZM122 198V197H121ZM150 198V197H149ZM156 199L158 198V197H155ZM103 199H105V198H103ZM120 199V198H119ZM151 199V198H150ZM166 199V198H165ZM165 199L163 200V201H165ZM228 199H230V198H228ZM264 199V198H263ZM161 199H159L158 201L159 202H162V201H160ZM232 200V199H231ZM230 200V201H231ZM261 200V199H260ZM169 201H171V203L172 202H174L172 205H169L168 206V203H169ZM213 201V202H214ZM230 201L228 202V203H230ZM107 202V201H106ZM145 202V201H144ZM195 202V201H194ZM234 202V201H233ZM226 203H227V201H226ZM262 203V202H261ZM152 204H153V202H152ZM195 204V203H194ZM119 205V204H118ZM193 205V204H192ZM202 205V206H201ZM215 205V206H216ZM224 205H226V207H228L227 205L228 204H224ZM231 205H232V203H231ZM120 206V205H119ZM131 206V205H130ZM129 206V207H130ZM152 206V205H151ZM209 207H211V206H209ZM128 208V207H127ZM133 208H134V206H133ZM151 208V207H150ZM155 208V207H154ZM212 210L214 209V208H211ZM211 209H208V211L209 210H211ZM221 209V210H222ZM151 210V209H150ZM150 210H148V211H150ZM125 211V210H124ZM123 211V212H124ZM131 211V210H130ZM207 211V210H206ZM215 211V210H214ZM213 211V212H214ZM216 211H215V213L214 214H216ZM152 212V211H151ZM156 212V211H155ZM212 212V211H211ZM130 213V212H129ZM148 213V212H147ZM208 213V212H207ZM207 213L204 215V218H206L205 216H207ZM149 214V213H148ZM203 214V213H202ZM150 215H151V213H150ZM153 215H154V213H153ZM210 215V214H209ZM213 215V214H212ZM152 216V215H151ZM215 216V215H214ZM255 216H257L256 218H254ZM131 216H129V218H130ZM201 217V216H200ZM203 217V216H202ZM210 218V217H209ZM207 219H208V217H207ZM207 219H202L201 220V222H204L205 221V223L204 224H206V222H209V221H207ZM212 219V218H211ZM212 219V220H213ZM126 220H128V218L126 219ZM130 220V219H129ZM128 220V221H129ZM209 220V219H208ZM218 220V221H217ZM154 221H151V222H154ZM194 221V220H193ZM257 221V222H258ZM126 222V221H125ZM131 222V221H130ZM155 222V223H156ZM198 222V221H197ZM211 223H212V221H210ZM209 222V223H210ZM127 223V222H126ZM129 223V222H128ZM189 223V222H188ZM191 223V222H190ZM193 223V222H192ZM200 223V222H199ZM209 223H207V224H209ZM258 223V224H259ZM174 224V223H173ZM186 224V223H185ZM193 224H196L195 222L193 223ZM198 224V223H197ZM196 224V228H198V225ZM128 225V224H127ZM166 225V224H165ZM168 225V224H167ZM175 225V224H174ZM173 225V226H174ZM200 225V224H199ZM203 225V224H202ZM210 225V224H209ZM209 225H208V228H209ZM129 226H132V224L131 225H129ZM176 226V225H175ZM216 226V225H215ZM112 227V226H111ZM163 227H165V226H163ZM182 227V226H181ZM180 227V228H181ZM184 227V226H183ZM200 227H202V226H200ZM205 227V226H204ZM144 228V227H143ZM151 228V227H150ZM160 228V227H159ZM173 229H174V227H172ZM180 228L178 229V230H180ZM189 228H190V225H189ZM189 228H187V229H189ZM228 228H229V230H228ZM256 228V227H255ZM129 229V228H128ZM127 229V230H128ZM154 229V228H153ZM156 229H157V227H156ZM162 229V228H161ZM161 229H159V230H161ZM172 229V230H173ZM175 229H176V227H175ZM182 229V228H181ZM185 229V228H184ZM202 229V228H201ZM201 229H200V232H201ZM213 229V228H212ZM257 229H258V227H257ZM135 230V229H134ZM163 230V229H162ZM165 230V229H164ZM171 230V231H172ZM178 230H175V231H178ZM190 230V229H189ZM204 230V229H203ZM206 230H207V228H206ZM227 230V231H226ZM167 231H168V229H167ZM184 231V230H183ZM188 231V230H187ZM191 231H193V230H191ZM197 231H198V229H197ZM209 231H211L210 230V228H209ZM213 231V230H212ZM240 231V232H239ZM256 231V230H255ZM164 232H166V231H164ZM169 232V231H168ZM173 232V231H172ZM189 232V231H188ZM193 232H195V235H198L199 236V232H196V231H193ZM207 232V231H206ZM216 231H213V233H215ZM239 232V233H238ZM246 232V231H245ZM253 232H254V230H253ZM140 233V232H139ZM190 233V232H189ZM188 233V234H189ZM196 233H198V234H196ZM208 233V232H207ZM212 233V234H213ZM168 234H170V233H168ZM172 234V233H171ZM173 234H174V232H173ZM180 234V233H179ZM183 234V233H182ZM186 234V233H185ZM209 234H210V232H209ZM143 235V234H142ZM147 234H145V236H146ZM164 235V234H163ZM177 235V234H176ZM191 235H194V233L193 234H191ZM202 235V234H201ZM214 235V234H213ZM144 236V237H145ZM148 236H151L150 234L148 235ZM180 236V235H179ZM185 236V235H184ZM235 236H237V235H235ZM243 236V237H242ZM254 236V235H253ZM142 237V236H141ZM154 237V236H153ZM211 236H209V238H210ZM246 237V238H245ZM250 237V238H249ZM121 238V237H120ZM149 238V237H148ZM168 238V237H167ZM175 238V237H174ZM229 238V237H228ZM239 237L237 236V239H238ZM154 239H155V241H154ZM177 239V238H176ZM240 239H239V241H240ZM107 240V239H106ZM113 240V239H112ZM120 240V239H119ZM137 240V239H136ZM217 239H215V241H216ZM231 240H233V239H231ZM110 241V240H109ZM114 241H115V239H114ZM114 241H112L113 243H115ZM123 241H125L126 243H128L129 244V247H131V248H135V252L134 253H132V251H129L131 254H129V258H128V260H124V257H125V255H123V256H119V255H115V256H113V261H112V264H179L176 260H173V261H171V260H169L171 257H175V256H177V257H179L180 259H182L183 261H184V263L185 264H192L193 262H194V260H195V257H194V254H198L199 253V251L200 250H203V245L201 244L202 242L199 240V237H193V238H191V239H189V238H186V240H181V241H178L175 245V247H172L171 245H170V243L165 239H158L157 241H156V238H153V240L152 239H143V240H140V241H133V240H131V239H128V238H126V239H123ZM208 241H210V240H208ZM107 242H108V240H107ZM120 242V241H119ZM211 242V241H210ZM112 243V244H113ZM237 243H238V240H237ZM110 244V243H109ZM111 244V245H112ZM215 244V245H216ZM234 244H235V242H234ZM126 245V244H125ZM205 245V244H204ZM112 246H114V245H112ZM119 246H121V245H119ZM208 247H209V243H208V245H207ZM110 247V246H109ZM117 247H118V245H117ZM212 247H213V245H212ZM211 247V248H212ZM219 247V246H218ZM112 248V247H111ZM125 248V247H124ZM124 248L122 247V248H120L119 247V250L121 251L122 250V252L120 253V255L122 254V253H125L127 250L125 249L124 250ZM128 248V247H127ZM133 248V249H134ZM210 248V249H211ZM217 248V247H216ZM113 249V248H112ZM115 249H118V248H116V244H115ZM141 249V250H140ZM91 250V249H90ZM119 250H117V251H119ZM146 251L147 252V250H149V251H152V252H156V255H154L153 256V258L156 256V259L155 260H153L152 261V255H151V259H149L148 257L147 258H145L144 256H141V257H144L142 260H141V258L139 257L140 256V254H143V253H140V251ZM143 251V252H144ZM208 251H209V249H208ZM212 251H213V248H212ZM201 252V251H200ZM205 252V251H204ZM203 252V253H204ZM211 252V251H210ZM209 252V253H210ZM214 252V251H213ZM127 254H128V252H126ZM145 254V253H144ZM147 254V253H146ZM148 254H149V252H148ZM153 254V253H152ZM200 254V253H199ZM210 254H212V253H210ZM201 255V254H200ZM207 255V254H206ZM147 256H149V255H147ZM211 256V255H210ZM89 257V256H88ZM92 257V256H91ZM209 257V256H208ZM208 257H206V258H208ZM86 258V257H85ZM93 258V257H92ZM92 258L91 259H89V260H92ZM196 258H198V255H197V257ZM201 258H203L204 260H205V258L204 257H200V259ZM215 258V257H214ZM95 259V258H94ZM98 259V258H97ZM96 259V261H98ZM109 259V258H108ZM127 259V258H126ZM199 259V260H200ZM209 259V258H208ZM88 260V261H89ZM100 260V259H99ZM202 260V259H201ZM200 260V263L201 264H203V260L201 261ZM87 261V260H86ZM106 261V260H105ZM94 262V261H93ZM204 262H207V260H205ZM213 262V261H212ZM198 263H199V261H198ZM199 263V264H200ZM210 262L208 261V264H209ZM93 264V263H92ZM99 264V263H98ZM181 264V263H180ZM195 264H196V262H195Z\"/></svg>", "mask_w": 264, "mask_h": 264}]
</instances>
